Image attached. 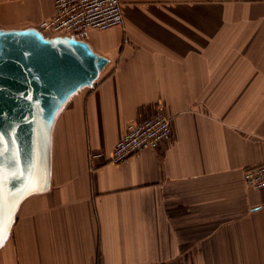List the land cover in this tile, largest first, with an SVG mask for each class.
<instances>
[{
    "label": "crops",
    "instance_id": "1",
    "mask_svg": "<svg viewBox=\"0 0 264 264\" xmlns=\"http://www.w3.org/2000/svg\"><path fill=\"white\" fill-rule=\"evenodd\" d=\"M54 0H0V28ZM123 25L83 39L107 64L52 131L48 188L17 208L0 264H264V0H120ZM156 111L170 140L114 164ZM92 152L102 157L89 160Z\"/></svg>",
    "mask_w": 264,
    "mask_h": 264
},
{
    "label": "water",
    "instance_id": "2",
    "mask_svg": "<svg viewBox=\"0 0 264 264\" xmlns=\"http://www.w3.org/2000/svg\"><path fill=\"white\" fill-rule=\"evenodd\" d=\"M106 64L83 39L45 35L37 26L0 28V247L19 203L48 188L61 108L91 86Z\"/></svg>",
    "mask_w": 264,
    "mask_h": 264
},
{
    "label": "built area",
    "instance_id": "3",
    "mask_svg": "<svg viewBox=\"0 0 264 264\" xmlns=\"http://www.w3.org/2000/svg\"><path fill=\"white\" fill-rule=\"evenodd\" d=\"M123 22L120 0H54L52 16L40 21L37 27L45 35L85 39L91 30H106L122 26ZM171 136L170 118L156 111L139 123L128 124L107 160L114 164L124 162L136 152L161 146ZM101 157V152H92L89 160ZM242 178L246 186L263 189L264 162L244 169Z\"/></svg>",
    "mask_w": 264,
    "mask_h": 264
},
{
    "label": "snow or ice",
    "instance_id": "4",
    "mask_svg": "<svg viewBox=\"0 0 264 264\" xmlns=\"http://www.w3.org/2000/svg\"><path fill=\"white\" fill-rule=\"evenodd\" d=\"M3 227V212H2V208H0V228Z\"/></svg>",
    "mask_w": 264,
    "mask_h": 264
},
{
    "label": "bare ground",
    "instance_id": "5",
    "mask_svg": "<svg viewBox=\"0 0 264 264\" xmlns=\"http://www.w3.org/2000/svg\"><path fill=\"white\" fill-rule=\"evenodd\" d=\"M15 209H16V208H15ZM15 209H14V210H15ZM14 210H13V211H14Z\"/></svg>",
    "mask_w": 264,
    "mask_h": 264
}]
</instances>
